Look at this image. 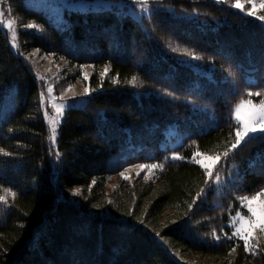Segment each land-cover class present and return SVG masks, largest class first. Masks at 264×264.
<instances>
[{"label":"trees","instance_id":"16d2710c","mask_svg":"<svg viewBox=\"0 0 264 264\" xmlns=\"http://www.w3.org/2000/svg\"><path fill=\"white\" fill-rule=\"evenodd\" d=\"M6 8L18 47L0 28V107L15 88L14 106L0 117V149L11 153L0 152L7 201L0 202V264H189L183 256L194 253L218 264H264V236L252 255L243 241L217 243L211 235L222 227L230 234L229 205L239 208L236 197L264 188V143L246 141L223 156L234 106L249 98L246 91L264 90L261 22L215 0H149L141 19L117 8L70 10L65 27L23 0H7ZM33 49L75 66L48 77L58 97L78 67L92 65L94 90L58 125L59 159L49 151L35 66L26 56ZM195 152L220 156L211 168L224 183L205 185ZM174 153L184 158L173 160ZM160 163L106 187L126 167Z\"/></svg>","mask_w":264,"mask_h":264},{"label":"snow or ice","instance_id":"6c2138e0","mask_svg":"<svg viewBox=\"0 0 264 264\" xmlns=\"http://www.w3.org/2000/svg\"><path fill=\"white\" fill-rule=\"evenodd\" d=\"M7 2V0H0V5H3ZM134 3H136L141 11L143 13H150L149 8V0H133ZM215 3L217 4H228L233 9H238L240 13H243L246 17H254L256 20L261 22V26L264 27V15H258V9L264 10V0H259V3H257V0H215ZM246 4L251 5L250 8H246ZM5 11L8 12V14H11V8L4 9L0 8V28H7L10 32L11 36V43L13 47H18L16 41H17V30L14 27L16 24V21L14 19H5ZM26 29H36V30H42L39 25L35 23H27L23 25ZM37 52L39 50H36ZM172 52H180L182 55H186L192 60H202L203 56L199 54H195L191 50L187 48H178V47H172ZM23 54V53H21ZM35 55V53H33ZM51 55H55L54 53ZM211 59V58H210ZM81 68L83 67H91V65H81ZM108 69L105 67V70L103 73H101L102 76L107 75ZM40 79H44V77H40ZM84 79L87 80L88 76L87 73L84 74ZM137 78L135 76L132 77L130 83L136 84ZM264 83V82H262ZM72 86H69L67 89H64L61 93L60 97H56L53 94V87L51 84H48L46 86V90L41 92V104H42V110L45 116L46 120L50 121V148L49 151L51 154L55 155L57 159L60 158V153L56 149V138H57V127L59 125V120L57 117H63L64 111L71 107V105H68L67 102L64 100V92H68L71 90ZM84 94H90V90L88 88L84 89ZM168 95H172V93H168ZM246 95L251 98L253 96L258 97H264V90L257 91V92H251L246 91ZM59 101V102H57ZM251 105V109L248 112L247 116L245 118H241V109L245 105ZM49 107L53 109V112H49ZM235 115V126L233 127L232 131L229 133L230 136H233V140L230 144V146L225 150L223 153V156L227 158L230 152L237 149L243 142L246 141H252L257 140L262 143H264V98H262L259 101V104L253 105V102L251 99H248L247 101L241 100L239 104H237L233 110ZM195 143V142H193ZM0 152H3L4 155H11V153L4 152L2 149H0ZM201 153L195 152L193 153L194 157H199ZM264 155V154H262ZM173 160H180L184 157L174 153L171 157ZM166 160L169 159L168 157L165 158ZM216 163H219L220 156H217ZM194 163L201 165L204 168L206 179L204 181L205 185L208 184L209 180H212V182L216 185H220L224 183L223 177L220 174V170H217L215 172V175H213L212 168L208 165H203L200 159H194ZM134 167L140 169L141 171H144L147 169L148 171H151L156 168H163L164 164H138L134 165ZM128 170L125 169L124 171L120 172V176L124 178L125 180L128 179V176L125 175V172ZM137 175L139 176L140 173L137 172ZM147 179V177H145ZM4 192L6 194H10L13 197H15L16 193L11 192L9 189H4ZM204 193V189L201 188L200 192L197 193L196 198H193L192 204H189V210L192 209V205L196 203V199L199 198ZM81 194V189L76 188L72 191L73 196H79ZM264 197V188H261L260 190L256 191L254 195L248 196H238L236 199L239 201V208H233V206L229 205V219L228 224L225 225V227H228L231 229V233L224 231V228L222 227L220 229V234H217L216 230L214 229L212 232L213 239L218 243L221 239H227V240H238L243 241V249L245 252H248L252 255H257V249L260 248L259 244V237L264 236V201L261 200V198ZM260 201V204L258 206H254V203ZM0 202H7L5 195H0ZM111 203V201H109ZM93 207H99L98 205H93ZM235 212L234 215H232V212ZM131 214V213H129ZM258 233V235H257ZM157 237H160V233H156ZM163 239V237H161ZM264 250V249H262ZM236 247H233L231 251L229 252V255H231V252H235Z\"/></svg>","mask_w":264,"mask_h":264},{"label":"rangeland","instance_id":"374dc122","mask_svg":"<svg viewBox=\"0 0 264 264\" xmlns=\"http://www.w3.org/2000/svg\"><path fill=\"white\" fill-rule=\"evenodd\" d=\"M23 2L26 5L41 9L48 18V20L59 27H65L67 25L66 12L70 10L85 11L89 9L95 10V9H104V8H117L134 16L137 19H141L143 15H146V13H143L140 7L136 3H134L133 0H23ZM257 3H259V0H257ZM245 7L250 8L251 5L246 4ZM0 8H4L6 10L7 9L6 3L0 5ZM257 11H258V15H264V10L258 9ZM5 19H13L8 14L7 11H5ZM14 27L16 28V25H14ZM4 30L6 31L9 37V41L11 43L10 32L8 31L7 28H4ZM16 43L18 44V36ZM13 48L16 50L17 47H13ZM36 50L37 49L31 50L29 53L26 54V56L28 59L31 60V62L35 66L36 77L38 79L40 94H41L42 91L46 90V86L48 84H51V82L48 79L49 76H54L56 73L59 72L65 74V72L73 71L75 69V66L67 67V62L65 59L63 58L55 59L50 53H43L40 51L37 52ZM33 53H35V55H33ZM87 65H91V64H86L85 66ZM79 68L81 69L80 75L77 76L76 79L69 84V86H72L71 90L68 92H64V100L67 102L68 105H80V101L83 100L88 95V94H84L85 88H88L90 90V93L94 90L89 85V77H90V72L92 70V65L91 67H83V68L78 67V69ZM85 73H87L88 76L87 80L84 79ZM40 77H44V79L42 80L40 79ZM14 91L15 88L11 87L5 93V96L1 101L0 117H6L8 115L9 110L14 106V99H13ZM53 94L56 97H58L54 92ZM248 99H243V100L247 101ZM251 100L253 102V105L259 104V101L257 102L254 101L253 99ZM251 107H252L251 105L246 104L241 109L240 115L242 119L247 116ZM48 110L50 113L53 112V109L51 107H49ZM232 116L235 119V115L233 111H232ZM57 119L59 120L60 123L62 117H57ZM46 121L48 125V132H49L48 139H49L50 121L49 120ZM217 156H218L217 154H201L199 157H194V159L198 158L201 160L203 165H208L209 167H212V165L216 162L215 158ZM126 169L128 171L125 172V175L128 176L129 178L133 177V172L137 173L139 170L138 168L134 167V165L126 167ZM118 178H121L120 173L109 177V182L106 186L108 190H111L114 183L117 182ZM261 200L264 201V197H262ZM259 204L260 201H257L254 203V206H258ZM231 214L234 215L235 212H232ZM259 238H261V236ZM183 258L189 264H218V262H220L218 259L214 257H208L207 255H201L199 253L186 254L183 256Z\"/></svg>","mask_w":264,"mask_h":264}]
</instances>
